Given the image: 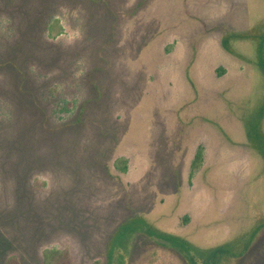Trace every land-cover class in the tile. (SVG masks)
Wrapping results in <instances>:
<instances>
[{"label":"rangeland","instance_id":"rangeland-1","mask_svg":"<svg viewBox=\"0 0 264 264\" xmlns=\"http://www.w3.org/2000/svg\"><path fill=\"white\" fill-rule=\"evenodd\" d=\"M263 35L264 0H0V264H107L135 217L231 256L253 238L198 264H264Z\"/></svg>","mask_w":264,"mask_h":264},{"label":"trees","instance_id":"trees-1","mask_svg":"<svg viewBox=\"0 0 264 264\" xmlns=\"http://www.w3.org/2000/svg\"><path fill=\"white\" fill-rule=\"evenodd\" d=\"M230 38L243 40V39H247V36L231 35ZM263 45H264V35L262 37V42L257 45L258 46L257 56L261 63L259 67L264 74ZM222 46L229 54H233V50L228 45V39L226 38L223 39ZM261 156L264 159V152H262ZM201 159H202V152L200 149H197L195 153L193 165L194 166L196 164L199 165ZM122 170H124V168H122ZM138 224H141L142 226H144V229L139 230V228H136V225ZM139 234L145 235L147 238H149L150 240H153L154 242L160 244L161 246H168L169 248H172L173 250L177 251L180 255H182L183 259L188 264H198L196 260H198L202 254H207V253L211 255V259L208 258L210 260L209 262H213L216 260L214 257L215 254L216 255L217 254L218 255L229 254V256L233 258L242 257L244 253L250 247L252 240H253V238L248 239L246 243L243 245V250L236 253L234 256H231V253L228 250L229 245L226 243L212 247V248L203 249L201 247H196L192 245L190 242L186 241L180 236L165 233V232L158 230L154 226L147 224L141 217H135V218H131L123 222L111 234V238L109 242L110 245L108 246V250H107V258H108L107 264H122L123 255L128 253L130 246L129 247L124 246L120 248V245H117V243L121 241L122 237L124 238L128 237V239L132 241L133 238ZM114 255H116L117 258H115ZM202 262L204 263V261ZM5 264H19V263L15 257L11 256L6 260ZM43 264H71V259H70L68 250L67 249L60 250L57 247L45 249L43 251Z\"/></svg>","mask_w":264,"mask_h":264},{"label":"crops","instance_id":"crops-1","mask_svg":"<svg viewBox=\"0 0 264 264\" xmlns=\"http://www.w3.org/2000/svg\"><path fill=\"white\" fill-rule=\"evenodd\" d=\"M248 151L249 154L252 153V149H250V147H248Z\"/></svg>","mask_w":264,"mask_h":264}]
</instances>
